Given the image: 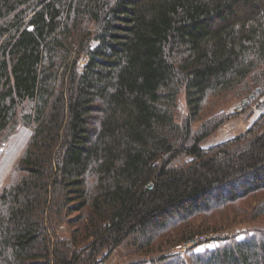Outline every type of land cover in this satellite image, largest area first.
<instances>
[{"label":"trees","instance_id":"trees-1","mask_svg":"<svg viewBox=\"0 0 264 264\" xmlns=\"http://www.w3.org/2000/svg\"><path fill=\"white\" fill-rule=\"evenodd\" d=\"M261 97L264 0H0V149L31 130L0 187V264H99L120 246L124 264H264V223L172 253L264 219V112L206 145Z\"/></svg>","mask_w":264,"mask_h":264},{"label":"rangeland","instance_id":"rangeland-1","mask_svg":"<svg viewBox=\"0 0 264 264\" xmlns=\"http://www.w3.org/2000/svg\"><path fill=\"white\" fill-rule=\"evenodd\" d=\"M257 88L261 89V87H256L255 90ZM255 90L253 93L247 95L243 99V100L248 99L249 103L247 105L249 106L252 105V102L255 101L256 96L259 94V93L256 94ZM252 95H254L253 100H252ZM238 100L240 99L230 98L228 100H225L222 103V105L219 107L218 112H220L223 115H227L225 113L227 107L231 105L232 103H235ZM184 106H185V103L183 99L178 100V109L176 112V118L178 120L183 119V117L185 116ZM258 116L259 115L257 113H253V115L251 116V118L249 119L247 123L243 122L242 120V118L246 117V115L242 116L241 118L236 117L235 119L230 120L216 132L215 136L211 138V140L208 142L207 145L209 146L211 144H214V142H221L225 138L237 136L238 134L247 130L250 127V125L255 122ZM30 134H31V130L29 128L21 126L17 129V132L14 135H12L0 149V154H1V157H0V187L6 181L8 173L10 172L13 166V163L18 159L20 152L23 146L25 145V143L27 142ZM261 223H264V219H259L256 222H246L243 226L232 227L225 231H218V232H213V233H204V234L196 235V236H205V237L210 236V239L204 242L203 244H201L200 246L191 248L190 250L189 249L183 250V251L180 250L179 247L182 246L181 244L175 248H172V253H178V255L181 256L180 257L181 259L184 258L185 261L186 260L188 261L191 253H203L206 251H211L223 245L224 244L223 239H235L237 241L244 239L245 236L247 235L246 233L248 231L251 232L250 230L252 229V227L254 228L259 227ZM60 232L62 235H66V228H62ZM112 253H113L112 258L107 261L108 264H124L126 262V257H127L126 253H128V251L126 250L124 246L118 247Z\"/></svg>","mask_w":264,"mask_h":264},{"label":"built area","instance_id":"built-area-1","mask_svg":"<svg viewBox=\"0 0 264 264\" xmlns=\"http://www.w3.org/2000/svg\"><path fill=\"white\" fill-rule=\"evenodd\" d=\"M255 92H256V94L261 93V89L257 88L255 90ZM243 99H240V100L236 101L235 103H232L231 105H229L226 109V113L229 115H236V114L242 113L245 110V108L247 106H249V105H247L249 103L248 99H245V100H243ZM253 99H254V95H252V100ZM254 112L257 113L258 115H260L264 112V97L260 98V100L258 101L257 105L254 108ZM209 239H210V236H207V237L196 236L195 238H193L189 242L182 244V246L179 247V249L182 251L187 250L191 247H195L197 245H200ZM99 264H108V262H107V260H103Z\"/></svg>","mask_w":264,"mask_h":264},{"label":"crops","instance_id":"crops-1","mask_svg":"<svg viewBox=\"0 0 264 264\" xmlns=\"http://www.w3.org/2000/svg\"><path fill=\"white\" fill-rule=\"evenodd\" d=\"M233 137H234V136H233ZM230 138H231V137H230ZM227 139H229V138H225L224 140H227ZM210 140H211V139H210ZM210 140H209V141H210ZM224 140H223V141H224ZM209 141H208V142H209ZM223 141H221V142H223ZM217 143H220V142H214V144H217ZM207 144H208V143H207ZM207 144H206V145H207ZM214 144H211V145H209V146H212V145H214ZM207 146H208V145H207ZM112 255H113V253L110 254L108 260H110V259L112 258Z\"/></svg>","mask_w":264,"mask_h":264}]
</instances>
